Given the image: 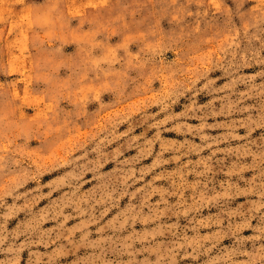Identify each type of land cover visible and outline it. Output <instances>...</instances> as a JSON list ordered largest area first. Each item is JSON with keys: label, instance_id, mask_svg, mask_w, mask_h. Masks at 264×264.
<instances>
[{"label": "rangeland", "instance_id": "1", "mask_svg": "<svg viewBox=\"0 0 264 264\" xmlns=\"http://www.w3.org/2000/svg\"><path fill=\"white\" fill-rule=\"evenodd\" d=\"M0 264H264V0H0Z\"/></svg>", "mask_w": 264, "mask_h": 264}]
</instances>
